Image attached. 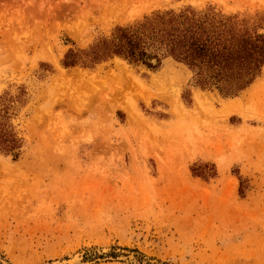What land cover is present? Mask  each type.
<instances>
[{
	"label": "rangeland",
	"instance_id": "1",
	"mask_svg": "<svg viewBox=\"0 0 264 264\" xmlns=\"http://www.w3.org/2000/svg\"><path fill=\"white\" fill-rule=\"evenodd\" d=\"M189 6L264 27V0H0V264H264V68L226 98L172 59L61 64Z\"/></svg>",
	"mask_w": 264,
	"mask_h": 264
},
{
	"label": "trees",
	"instance_id": "2",
	"mask_svg": "<svg viewBox=\"0 0 264 264\" xmlns=\"http://www.w3.org/2000/svg\"><path fill=\"white\" fill-rule=\"evenodd\" d=\"M262 28V19L251 23L214 7L156 11L142 20L116 26L109 36L86 49H68L61 64L64 68H93L120 58L131 65L157 70L165 60L172 59L193 72L195 87L233 98L250 87L264 68ZM5 119L7 112L0 118V152L17 159L15 151L21 147L20 140ZM138 254L137 264H151Z\"/></svg>",
	"mask_w": 264,
	"mask_h": 264
},
{
	"label": "bare ground",
	"instance_id": "3",
	"mask_svg": "<svg viewBox=\"0 0 264 264\" xmlns=\"http://www.w3.org/2000/svg\"><path fill=\"white\" fill-rule=\"evenodd\" d=\"M236 102V103H234ZM232 104H229V105H226L227 107L225 108V112L227 114H229L230 112H232L233 110L236 111L237 110V107L241 110L240 108V105H239V102L238 101H234ZM178 105V104H177ZM176 106V104H175ZM180 107V106H179ZM177 108V107H176ZM180 109V108H178Z\"/></svg>",
	"mask_w": 264,
	"mask_h": 264
}]
</instances>
